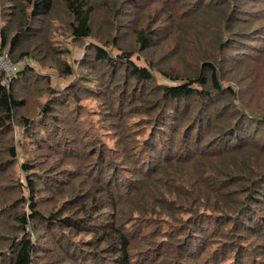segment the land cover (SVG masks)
Segmentation results:
<instances>
[{
  "label": "trees",
  "instance_id": "obj_1",
  "mask_svg": "<svg viewBox=\"0 0 264 264\" xmlns=\"http://www.w3.org/2000/svg\"><path fill=\"white\" fill-rule=\"evenodd\" d=\"M12 1L18 2L21 8L11 15L14 17L15 14L18 15L16 26L20 27V30L26 29L27 34L32 30L29 20L52 18L58 5H61L66 16L69 17L70 36L75 40H85L92 36L96 25L93 23V15L98 7L107 9L109 13L105 15L107 22L119 21L122 18L116 8L118 0ZM140 1L142 0H139L137 4ZM159 2L163 7L165 6L166 19L162 23L168 26L162 43L170 42L180 34L188 16L194 19L187 22L193 28L199 24L196 22L200 19L209 24L205 25L207 27L222 23L220 14L224 9H218V14L211 11L207 5L200 4L191 11L181 12L177 4L171 0H159ZM233 14L225 13L223 20L225 24L230 22ZM108 28L112 32V36L108 39H111L119 53L114 55L107 51L106 42L103 44L99 41L101 45L97 43L90 46L92 55L90 58L93 62L90 71L96 72L99 77L106 78L102 83L93 78L100 91L96 95L100 99L101 89L109 90L114 87L115 93L118 94L117 100L132 108L133 115L146 114L147 117H140V122H144V125L150 129L147 143L138 149L131 145L133 141L128 139L126 128L128 132V128H131L130 120L135 117H124L127 121H122L117 114L124 110L123 105L119 104L117 109L112 110V113L106 111L104 118L110 130L114 132L115 147L112 149L106 145L102 149L92 147L93 151L89 154L82 153L80 158L85 156V160L90 161L93 166L83 180L81 173L79 177L75 175L72 178L73 183L68 187L71 188L70 195L73 194L75 197L69 202L73 206L68 209L50 213L49 216L43 215L38 210L34 182L27 180L29 197L24 199L22 204L26 205L28 211L14 217L11 230L17 232L19 236L9 239L7 251L0 249V264H36L35 253L40 252L39 248L42 247H38L34 241H38L42 235L39 229L41 226L46 230L55 229L60 232L58 237L53 236L54 243L59 246V253L62 254L58 264L66 261L74 264L80 261L85 264L89 260L92 263L90 256L102 260L94 264H100V262L105 264L106 259L109 264H134L130 253L132 242H134L132 233L154 226L140 217V213L144 210L149 198L158 205L156 210H164L163 212L168 217L180 211L179 208L174 207L176 200L169 199L172 198L171 196L180 197V191H176L170 184L173 183L175 177H182V175L187 177L188 182L193 181L199 190L196 195L206 204L211 202L212 194L210 193H219L212 206L214 210L225 215H218L222 226L231 224V232L228 229V236L232 233L234 247H230L228 252L234 255L235 259L232 264L249 263L251 260L243 261V254L257 252L258 249L259 255L252 259V264H264L260 262L264 260V173L256 177L247 176L244 173L248 168V162L254 155L253 147L256 148V145L245 142L244 138L239 135L240 128L233 130L232 127L235 119L239 120L247 114L244 111H230V108L226 107L229 105L227 103L223 106L226 109L217 111L214 117H200L202 112L230 98V90L223 88L220 84L218 63H206L191 73L176 75H173L171 71H163L170 69V62L166 63L165 69L162 66L157 68L153 59L146 63L147 67H139L131 61V58L136 53L153 55L158 35L151 34L148 27L147 29L136 27L132 34L131 44L123 45L125 41L122 38L127 33L124 24L111 23ZM19 36L20 33L11 40L8 47L9 52H12L19 44ZM4 48L6 45L2 37L0 54L8 55L7 51L3 53ZM86 58L87 55H85V60H90ZM8 59L12 66L15 65L9 57ZM94 70L96 71L93 72ZM155 70L164 79L179 83L171 86L153 85L156 82ZM185 70L188 72L191 69L185 68ZM16 75L9 79L7 85H3L4 77L0 71V136L12 131L10 122L19 110L25 108V104L14 96L11 86L16 80ZM88 79L90 83L94 82L93 79ZM152 85L153 88H149ZM119 86L122 90L117 93ZM92 89L90 93H93ZM106 98L105 108L113 107L115 98L112 100L110 95ZM66 105L65 102L62 104L63 107ZM46 110H48L47 107H45ZM24 118L21 122L26 130V139L33 140L34 138L42 143L45 142L44 140L52 141L56 145L62 143L61 147L65 146V148L69 147L68 144L74 145L72 139L65 138L64 134L61 135L60 125L67 126L68 121L44 117L47 121H42L40 127L36 128L33 127L31 120ZM255 120L259 118L255 117ZM41 129L48 134L47 137L41 135ZM70 131L68 129L67 132ZM237 133L240 136L239 142L230 145L232 140H237ZM11 155L15 156L13 149H11ZM0 168H5L3 162H0ZM25 168L26 171L30 169ZM95 175L98 179H94ZM52 180L55 186H59V183L55 182L58 180ZM86 180L91 182L90 188L83 191L84 187H81L86 185ZM76 182H80V187L79 184L77 188L75 187ZM12 208L9 203L0 205V214ZM166 209L171 211H166ZM66 212H68L67 215L59 217ZM197 217L198 215L194 218ZM102 219L106 220L102 221ZM138 220H141L142 224L135 225L134 222ZM131 223L132 227H129ZM32 224L35 227L30 234L28 227ZM135 226H138L140 230H132ZM153 232L145 233L150 242H153ZM81 234H91L94 238L91 243L90 241L82 243L80 253L72 247L74 244L70 243V239L77 238ZM197 235H200V231L195 230L194 234L189 233L184 238L191 236L195 240ZM198 241L199 247L200 240ZM203 243L197 255H194L195 252H192L190 248L192 244H182L177 251L170 249L164 255H158L149 248L142 253L143 256L147 257L155 253L158 259L156 258L154 262L145 260L143 264H156L160 257H163L162 260L169 259L175 264H184L185 261L190 264H200L204 262L205 259L201 257L208 249L205 238ZM258 257L259 260H257ZM216 258L217 256L214 257Z\"/></svg>",
  "mask_w": 264,
  "mask_h": 264
},
{
  "label": "rangeland",
  "instance_id": "obj_2",
  "mask_svg": "<svg viewBox=\"0 0 264 264\" xmlns=\"http://www.w3.org/2000/svg\"><path fill=\"white\" fill-rule=\"evenodd\" d=\"M138 1L118 0L116 8L122 15L119 21L107 22L105 20V15L109 14L107 9L98 7L93 15V23L96 25L92 36L85 40H75L70 36L69 17L66 16L61 5L57 6L52 18L29 20L32 30L27 34L26 29L20 30V27L16 26L18 15L15 14V17L11 15L20 10L19 3L12 0H0V44L4 37L6 48L3 53L8 52L7 57L15 63L13 66L19 72L11 85L13 93L25 104V108L19 110L10 122L12 131L0 136V162H3L5 166L0 168V205L9 203L13 207L0 214L1 251H7L9 239L19 236L11 228L14 225V217L28 211L26 205L22 204L24 199L29 197L28 179L34 182L38 210L43 215L49 216L50 213L73 206L69 202L75 196L70 195L71 188L68 185L73 183L72 178L75 175L79 177V173L83 180L93 166L90 161L85 160V156L80 158L82 153L89 154L93 151L92 147L95 149H102L105 145L111 149L115 147L114 132L110 130L104 117H106V111L112 113L119 104H123L117 100L118 94L115 93L114 87L109 90L101 89L99 99L96 94L100 91L94 79L102 83L106 78L97 76L96 70L93 71L95 73L90 71L93 64L90 58L92 57L91 45L99 41L103 44L106 42L107 51L114 55L119 53L111 39H108L112 36L108 28L111 23L124 24L127 33L122 38L125 41L123 45L131 44L136 27L145 29L148 27L151 34L158 35L153 55L136 53L131 58V61L139 67H147L146 63L153 59L157 68L162 66L165 69L166 63L170 62V69L163 71H171L173 75H176L191 73L206 63H218L220 84L223 88L230 90V98L202 112L200 117H214L217 111L226 109L223 106L227 103L229 105L226 107L230 108V111H244L247 115L239 120L235 119L232 124L233 130L240 128L239 135L245 142L256 145V148L253 147L254 155L244 173L253 177L264 173V0H171L177 4L181 12L191 11L200 4L207 5L214 13H218V9H224V11L220 14L222 23L214 27L205 26L209 24L200 19L196 22L199 24L193 28L187 22L194 19L188 16L180 34L165 43H162L168 29V26L162 23L166 19L165 6L163 7L159 0H142L137 4ZM225 13H234L228 24L223 21ZM18 33H20L19 44L12 52H9L10 42ZM22 53L25 54L21 55ZM85 55L90 60H85ZM185 68L191 70L185 72ZM154 75L156 82L153 85L171 86L179 83L164 79L156 70ZM88 78H94V82L90 83ZM153 85L149 88H153ZM91 89L94 94L90 93ZM121 90L119 86L117 93ZM108 95L112 100L115 98V104L111 108L104 106ZM64 102L67 103L65 107L62 106ZM126 105H123L124 110L119 111L117 115L122 118V121H127L124 117H135L130 120L131 128H128V132L126 128V134L128 139L133 141L132 146L137 149L142 148V145L147 143L150 129L144 125V122H140V117H147V115L135 116L132 113L133 109ZM45 107L48 110L45 111ZM23 117L31 120L33 127L36 128L40 127L42 121H47L44 117L68 121L67 126L60 125L61 135L64 134L65 138L72 139L74 145L68 144L69 147L65 148V146L61 147L62 143L56 145L52 141L44 140L45 142L42 143L34 138L26 139V130L21 122ZM255 117L259 120H255ZM239 121L241 122L238 124ZM68 129L71 131L67 132ZM255 133H257L256 136ZM41 135L48 136L43 129H41ZM76 135L79 136L76 137ZM240 136L237 133V140H232L230 145L239 142ZM11 149L14 150L15 156L11 155ZM25 167L30 169L26 171ZM97 177L95 175L94 179H98ZM52 179L58 180L55 182H58L59 186H55ZM78 184L80 187V182H76V188ZM90 184L91 182L86 180V185L81 187H84L83 191L88 190ZM170 185L176 191H180V197L171 196L172 198L169 199L176 200L174 207L179 208L180 211L168 217L164 210H161L163 213L157 211L158 205L149 198L140 217L154 226L147 230H140L138 226L132 228V230H140L132 233L134 242H132L130 253L134 264H143L145 260L154 262L156 258L158 259L155 253L164 255L170 249L177 251L182 244H192L190 248L192 252H195L194 255H197L204 244V238L208 249L201 257L205 259L204 262L200 264H232L235 258L231 252H228L230 247H234L232 233L228 236V229L231 232V224L222 226L218 215H225L214 210L212 206L219 193H210L212 194L211 202L206 204L196 195L199 190L193 181L188 182L184 175L175 177ZM166 211L171 210L166 209ZM67 214L68 212L59 217ZM196 215L198 217L194 218ZM104 220L106 219H102ZM141 222L138 220L134 223L140 225ZM34 227L33 224L28 227L30 234ZM129 227H132V223ZM39 229L42 235L38 241H34L31 236L32 241L38 247H42L39 248L40 252L35 253L36 264H58L62 254L59 253L60 248L54 243L53 238L55 235L58 237L60 232L55 229L46 230L42 226ZM195 230L200 231V235H197L195 240L191 236L184 238L189 233L194 234ZM148 231H154L153 242L146 238L145 233ZM93 238L91 234H81L77 238L70 239V243H73L72 247L81 253L82 243L89 241L91 243ZM198 240H200L199 247ZM66 242L69 243L67 240ZM248 246L251 245L248 244ZM149 248L155 253L144 257L142 253ZM258 252L259 249L257 252L243 254V261L251 260L247 264H252V259L259 255ZM215 254L216 259H214ZM90 259L92 263L89 260L85 264L102 261L100 258L91 256ZM162 259L163 257H160L156 264H175L169 259ZM260 262L264 263V260ZM82 263L78 261V264ZM63 264L74 263L66 261ZM105 264H109L107 259ZM184 264H190V262L185 261Z\"/></svg>",
  "mask_w": 264,
  "mask_h": 264
},
{
  "label": "built area",
  "instance_id": "obj_3",
  "mask_svg": "<svg viewBox=\"0 0 264 264\" xmlns=\"http://www.w3.org/2000/svg\"><path fill=\"white\" fill-rule=\"evenodd\" d=\"M0 71L4 77L2 83L3 85H7L9 79L18 72L17 69L9 62L7 54L0 55Z\"/></svg>",
  "mask_w": 264,
  "mask_h": 264
}]
</instances>
